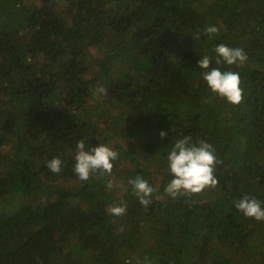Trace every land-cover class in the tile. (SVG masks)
<instances>
[{"label": "trees", "instance_id": "obj_1", "mask_svg": "<svg viewBox=\"0 0 264 264\" xmlns=\"http://www.w3.org/2000/svg\"><path fill=\"white\" fill-rule=\"evenodd\" d=\"M24 1L0 0V264H264V221L234 203L264 207V0ZM221 43L247 61L217 65ZM205 55L240 74V104L209 89ZM184 136L213 146L218 184L174 199ZM80 140L118 153L111 174L77 178Z\"/></svg>", "mask_w": 264, "mask_h": 264}, {"label": "clouds", "instance_id": "obj_2", "mask_svg": "<svg viewBox=\"0 0 264 264\" xmlns=\"http://www.w3.org/2000/svg\"><path fill=\"white\" fill-rule=\"evenodd\" d=\"M219 29L215 26H207L203 33L211 37L218 34ZM216 64L221 61L227 65H243L247 61V55L242 48H231L221 43L216 46ZM211 57L205 55L197 62L201 69L203 80L209 89L225 98L229 103L238 105L243 99V89L240 87V74L235 71H221L220 68H210ZM107 90L103 86L96 89L98 94H106ZM167 133L161 131L160 137L164 138ZM214 148L210 143L200 140L192 143L191 136H184L178 139L167 155V169L172 179L165 188V192L172 198L178 196H191L201 193L208 187H215L218 179L214 175L217 158L214 155ZM118 158V153L106 144H99L94 147H86L85 142H77L74 155L73 171L77 178L87 181L90 175L95 172L111 174L113 170L112 161ZM46 167L53 173L61 172L62 161L59 157L49 160ZM131 184L134 195L139 203L147 207L154 188L141 176H136L128 181ZM107 187L111 189L113 183L109 181ZM235 207L246 218L257 221H264V207L261 202L254 197L245 195L235 201ZM108 211L113 216H123L126 212V205L109 206Z\"/></svg>", "mask_w": 264, "mask_h": 264}, {"label": "rangeland", "instance_id": "obj_3", "mask_svg": "<svg viewBox=\"0 0 264 264\" xmlns=\"http://www.w3.org/2000/svg\"><path fill=\"white\" fill-rule=\"evenodd\" d=\"M24 3L28 6H36L38 4V0H25Z\"/></svg>", "mask_w": 264, "mask_h": 264}]
</instances>
